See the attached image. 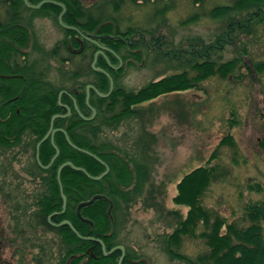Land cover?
Masks as SVG:
<instances>
[{"label": "trees", "instance_id": "trees-1", "mask_svg": "<svg viewBox=\"0 0 264 264\" xmlns=\"http://www.w3.org/2000/svg\"><path fill=\"white\" fill-rule=\"evenodd\" d=\"M28 1L38 5L45 0ZM52 1L65 5V24L84 33L104 36V42L100 41V45L108 44L119 55L121 51L125 52L126 56L122 58L129 62V68H141L139 64L146 60L143 69L152 56L153 67L162 64L166 69H175L179 73L151 81L134 91L121 84L127 69L116 71L107 65L103 57H99L96 67L109 73L113 79L111 92L109 78L91 67L97 48L83 41L85 48L82 52L78 55L74 51L81 44L75 38L78 37L77 32L60 26L58 17L62 12L61 7L47 3L40 10H31L24 0H1L0 159L5 161V167L1 170L4 193L12 196L17 205L26 204L16 201L10 184H6V180L12 178L11 173L16 175L14 179H21L13 164L16 161L22 162L23 158L20 157L25 156L26 162L31 164L26 172L32 178L43 181L38 195L45 197H40L39 202L33 203V207L38 204L34 211L31 212L32 208L29 207L21 210V216H27L23 221L30 226L33 217L35 225L45 226V233L55 234L59 239V243L55 244L45 240V264H53L54 260L55 264L119 262L120 251L104 256L98 243L80 239L67 226L56 227L52 224L63 221L71 222L82 237L102 240L107 251L119 245L125 246L126 258L123 264H147L148 260L137 250L127 246L122 237L133 205L141 202L146 209L159 213L164 210L157 200L152 182L150 153L155 136L140 123L142 120L138 107L162 96L200 89V84L211 77L226 79L245 67L240 56L221 63L214 52H221L234 41L239 42L241 37L248 38L252 35L258 22L264 21V0H233L216 5L208 12L209 19L222 21L225 25L223 34L217 36L214 42L206 44L198 39L195 43L197 45L192 46L188 54L171 48L172 43L166 44L161 40L163 51L157 48L158 56L151 53L142 42L133 47H141V52L132 54L127 51L126 44L120 38L137 32L153 36L154 30H157L155 27L166 25L168 15L175 11V0ZM182 1L190 3L197 10L182 25L198 22L203 17L200 10L207 5V0ZM130 7L136 14L150 13L147 25L143 26L139 17L134 14L125 16ZM45 17H54L58 27L65 33V40L51 50H46L40 44L39 36L33 31V22ZM245 45L248 47V43ZM244 53H248L246 48L240 54ZM107 55L114 61L113 65L119 64L115 56L110 53ZM162 55L163 60L160 59ZM188 55L190 60L186 62L184 58ZM52 62L60 67L53 68ZM66 64L72 70H64ZM252 64L258 72L264 71V62ZM88 85H93L103 95H110L102 98L91 90L90 105L96 110V116L91 121H84L76 112L74 101L85 117L92 116V110L86 103ZM62 91H66L69 96L64 94L61 102L69 106L72 113L69 117L54 121V129L57 130L54 143L60 150V155L49 169L42 170L35 161L36 146L48 133L53 116L67 114V110L58 104ZM131 120L139 122V126L141 124L132 143V136L129 138L127 134V137L122 135L119 139L123 145L116 144L111 134L118 133ZM60 130L67 133L73 145L97 156L105 165L71 147ZM130 132L135 133L133 129ZM223 144L233 146L234 139L229 135ZM218 150L213 153L208 165L218 158ZM55 155L56 151L49 139L40 148V161L48 166ZM67 162L85 169L93 177L103 174L106 166L109 173L103 179L94 181L71 167L64 168L61 183L67 197V207L64 214L54 215L63 210L57 174L59 167ZM207 166L187 174L177 185V195L173 202L178 206L188 207L189 211L183 219L179 214H174L177 219L174 231L162 236L164 251L171 259H178L186 264H264V201L246 204L240 221L229 222L219 213L208 210L202 203V196L212 184L216 169L214 166ZM252 189L262 191L260 186L249 187V190ZM25 195L24 191L17 193L20 197ZM95 196H104L105 199L96 200L92 205L82 208L80 218V204L89 202ZM111 206L113 208L109 214ZM16 211L18 214L19 209ZM37 213L40 215H36ZM14 221L16 225H21L20 218ZM189 237L204 242L205 249L195 257L180 253L184 241ZM53 248L57 252H53Z\"/></svg>", "mask_w": 264, "mask_h": 264}, {"label": "rangeland", "instance_id": "rangeland-1", "mask_svg": "<svg viewBox=\"0 0 264 264\" xmlns=\"http://www.w3.org/2000/svg\"><path fill=\"white\" fill-rule=\"evenodd\" d=\"M231 1L233 0H207V5L200 10L203 17L199 21L182 25L197 10L190 3L175 0L176 9L168 15L166 25L155 27L157 36H163L166 44L172 43L171 48L190 54L192 46L197 45L196 40L201 39L209 44L223 34L225 24L209 19L208 12L216 5ZM1 9L0 7V12ZM145 13L136 14L130 7L125 16L134 14L145 26L150 17V13ZM33 23V31L39 36L40 44L46 50H51L65 40V33L58 27L54 17L36 19ZM258 23L250 37L243 36L239 42L234 41L221 52H214L221 63L240 56L245 67L226 79L220 76L211 77L200 84V89L162 96L138 107L142 120L140 123L155 136L150 153L152 182L157 200L164 210L159 213L146 209L141 202L133 205L122 237L127 246L137 250L150 264H186L178 259H171L166 254L162 236L170 235L174 231L177 225L175 213L183 219L189 211L188 207L178 206L173 202L177 195V185L195 169L206 167L219 146L218 158L207 166H214L216 173L212 184L202 196L203 205L231 222L243 218L246 204L264 201V71L258 72L252 64L264 62V21ZM244 48L248 53L240 54ZM153 54L159 55L158 52ZM162 57L163 55L160 59ZM152 59V56L148 58V64L143 69L127 70L121 79L122 86L137 91L151 81L179 73L175 69H166L162 64L153 67ZM184 59L188 62L189 55ZM170 60L173 62L172 57ZM52 64L53 68L60 67L59 64ZM63 68L72 70L67 64ZM139 127V122L131 120L118 133L111 134V138L116 144L123 145L119 139L122 135L127 137L128 134L129 138L132 136V143ZM130 129L135 133H131ZM229 135L234 139L233 146L223 144ZM20 158H23L20 165L27 160L25 156ZM3 164L5 161L1 158L0 166ZM20 165H15V169L25 178L24 172L20 171ZM0 179L3 180L2 174ZM33 186L26 184L25 188L35 189V185ZM256 186H260L262 191L249 190V187ZM6 204L5 198L0 197V229L7 238L0 253V264H16L12 258L14 247L9 242L12 221L10 208ZM34 210L33 207L31 211ZM45 240L50 244L52 241L54 244L59 243L55 234L45 233ZM204 249L201 239L194 240L189 237L184 241L180 253L195 257ZM55 250L53 248V252H57ZM27 258L33 259L31 255ZM37 261L38 264H43L40 255ZM55 263L54 260L53 264Z\"/></svg>", "mask_w": 264, "mask_h": 264}, {"label": "flooded vegetation", "instance_id": "flooded-vegetation-1", "mask_svg": "<svg viewBox=\"0 0 264 264\" xmlns=\"http://www.w3.org/2000/svg\"><path fill=\"white\" fill-rule=\"evenodd\" d=\"M89 1V0H87ZM95 1H98V0H95ZM95 1H91V2H95ZM43 2V1H42ZM41 3V2H40ZM39 3V4H40ZM38 4V5H39ZM45 5V4H44ZM43 5V6H44ZM42 6V7H43ZM41 7V8H42ZM40 8V9H41ZM40 9H37V10H40ZM31 10H36V9H31ZM63 28V27H62ZM155 31V34L153 36H147L146 34L144 33H140V32H137V34H132L130 36H126V37H123V38H120L122 40V43L125 45L126 44V49L127 51L129 52H132V54H137L138 52H141V47L140 48H133L135 47L137 44H139L140 42L144 43L146 48H149V51L151 53L153 52H157V48L158 50H162L163 51V47H162V43H161V40H163V36L159 35L157 36V31L156 29L154 30ZM76 32V31H75ZM84 33V32H83ZM86 34L89 39H85L83 38L81 35H78V37H75L76 40L78 42H80L81 46L79 49H74V51L76 53H78V55L80 54V52H82V50L85 48L84 46V43L83 41L85 42H88L89 44H92L94 45L97 50H96V53L94 54V59H95V56L97 55L98 52H101L100 54H98L97 56V61L99 59V57H103L105 60H106V63L107 65L116 70V71H120L121 69L125 68V70H130V69H135V68H129V65H128V61H124L122 57H125L126 56V53L121 51V55L119 54H116L115 52H113L112 49H110L108 47V44L107 45H100L99 42L102 41L104 42V36H99V35H96V34H88V33H84ZM109 38H113L111 36H107ZM99 44L101 47H103L104 49H100L97 44ZM153 46H152V45ZM133 48V49H132ZM107 53H110L112 54L113 56H115L118 60H119V64L118 65H113V60L107 55ZM169 54V53H168ZM94 62V61H93ZM93 62H92V65H93ZM143 63L142 64H139L141 67L144 66L145 61H142ZM91 65V67H92ZM97 65V63H96ZM93 69V67H92ZM100 69V68H99ZM94 70V69H93ZM95 71V70H94ZM95 72H98V71H95ZM89 86V85H88ZM87 86V87H88ZM93 86V85H92ZM68 95V94H67ZM69 96V95H68ZM91 97V96H90ZM89 104H90V99H89ZM67 106V105H65ZM88 106V105H87ZM91 106V105H90ZM69 107V106H67ZM89 107V106H88ZM92 107V106H91ZM70 108V107H69ZM75 108V107H74ZM66 109V108H65ZM91 109V108H90ZM67 110V109H66ZM92 110V109H91ZM68 110H67V114H68ZM72 113V111H71ZM66 114V115H67ZM92 114H93V111H92ZM71 114H69L70 116ZM67 116V117H69ZM55 135V134H54ZM45 138V136H44ZM43 138V139H44ZM42 139V140H43ZM41 140V141H42ZM40 141V142H41ZM39 142V143H40ZM38 143V144H39ZM45 143V142H44ZM43 143V144H44ZM37 144V146H38ZM41 144V146L43 145ZM37 146H36V158H35V161L37 163V165L42 169V170H45V166L41 163L40 161V151H39V162L37 161ZM41 148V147H40ZM1 160V159H0ZM40 163V164H39ZM20 165V162H14V167L15 165ZM22 168L20 171L24 172L25 174V178H22L20 177L21 179H14V177L16 175H14V173H11L12 175V178L11 180H6V184H10V187L12 188V192H14V196L18 199H16V201H23L25 202L26 204H16L15 203V200L13 198H11L10 196H6L5 193H4V190H3V181L0 179V197L2 198H5V201H6V207L8 206V208H10V214H11V221H12V226L10 227V239L11 241L10 242V246L11 247H14V253L12 255V258L13 260L15 259V262L16 264H38V261H37V258L38 256L40 255V258L42 259L41 263L45 264V226H40V225H35L36 224V220H33L34 218L32 217L31 219V223L32 225L30 226H27L25 221H23V218L27 217H23L21 216V210L24 208H32L33 209V203H37L39 202V198H43L45 197V195H42V196H39V191L40 189L42 188V183L43 181L41 179H34L32 178L26 171L29 170V168H31V164L30 163H27V162H24L23 164L20 165ZM1 167V166H0ZM5 166L2 165V167L0 168V175L3 174L2 173V169L4 168ZM19 173V172H18ZM22 174L21 172L19 173V175ZM26 184H30L32 185V187H34L33 185H35V189H27L25 188L26 187ZM21 191H24L25 192V197H20V196H17V193L18 192H21ZM7 194V192H6ZM38 207V204L36 205V207H34L35 209H37ZM17 208L19 209L18 211V214H17ZM37 211V210H36ZM32 212V211H31ZM13 215V217H12ZM36 215H40L39 213H37ZM21 220V225H16L15 221L14 220ZM9 239V240H10ZM6 234L4 233V231L0 229V253L2 251V249L5 247L4 245H6ZM4 246V247H3ZM119 246H123V245H119ZM119 246H116V247H119ZM115 247V248H116ZM125 248V246H123ZM113 248V249H115ZM112 249V250H113ZM36 250L37 252L36 253H33V251ZM111 250V251H112ZM107 251V249H106ZM114 251H120L119 249L117 250H114ZM113 251V252H114ZM107 252H110V251H107ZM112 252V253H113ZM103 253V251H102ZM111 253V254H112ZM110 254V255H111ZM31 255V257L33 259H29L27 257H29ZM104 255V254H103ZM109 255V256H110ZM122 257V252H121V256L120 258ZM119 258V260H120ZM125 258H126V248H125ZM124 258V260H125ZM123 260V262H124ZM122 262V264H123ZM119 264V262H118ZM147 264H150L149 261L147 262Z\"/></svg>", "mask_w": 264, "mask_h": 264}, {"label": "water", "instance_id": "water-1", "mask_svg": "<svg viewBox=\"0 0 264 264\" xmlns=\"http://www.w3.org/2000/svg\"><path fill=\"white\" fill-rule=\"evenodd\" d=\"M89 1H95V0H89ZM24 3H25V5H26L28 8H30V9H36V10H37V9H40L44 4H47V3H49V4H54V5H57V6L61 7V8H62V12L60 13V15H59V17H58V22H59L60 26L63 27L64 29H66V30L76 31V32H77L79 35H81L83 38H85V39H89V37H88L86 34H84L80 29H78V28H76V27H73V26H69V25H67V24H65V23L63 22V16L65 15L66 10H67L64 4H62V3H57V2L52 1V0H45V1L41 2L39 5H33V4H31L28 0H24ZM96 44H97V43H96ZM97 46H98L100 49H104V48L101 47L99 44H97ZM100 53H101V52H98L97 55L95 56V59H94V62H93L92 67H93V69H94L95 71L101 72V73H103L104 75H106V76L109 78V80H110V84H111V92H112L114 82H113V79L111 78L110 74L107 73L106 71H104V70L99 69V68L96 67L97 56H98V54H100ZM91 90L95 91V93H96L98 96L102 97V98H106V97H108V96L110 95V94H108V95H103V94H101V93L97 90L96 87H94V86H92V85H89V86L87 87V89H86V103H87V105L89 106V108H91L92 111H93L92 117H90V118L85 117V116L81 113L80 109L78 108V105H77L76 101H74V104H75V105H74L75 110H76V112L78 113V115L81 117V119H83L84 121H91V120H93V119L95 118V116H96V110H95L94 108H92V107L90 106V104H89V99H90V96H91ZM64 94H67V92H66V91H62V92L59 94L58 104H59L61 107L66 108V109L68 110L69 113H68L67 115H55V116H53V118H52V120H51V126H50V129H49L48 133L46 134L45 138H44V139L38 144V146H37V161H38V162H39V151H40L41 144H43V143L46 142L47 140L50 139L51 144H52V146L54 147V149H55V151H56V155L52 158V160L50 161L49 165H48V166H45V170H46V169H49V168L54 164V162H55V160L57 159V157L60 155V150L57 148V146H56L55 143H54V134L57 132V130L54 129V121H55L56 119H58V118H66L67 116H69V114H71V109H70L69 107L63 105L62 102H61V101H62V96H63ZM60 131L65 135L66 140H67L68 144H69L71 147H73L74 149L78 150L79 152H82V153H84V154H86V155H88V156H91V157L94 158L95 160H97V161H99L100 163L104 164V163H103V162H102L97 156L91 154V153L88 152V151H85V150H83V149L77 148V147H76L75 145H73V143L70 141V139H69L67 133H66L64 130H60ZM39 164H40V163H39ZM104 165H105V164H104ZM66 167H71L72 169H74V170H76V171L82 172V173H84V174L86 175V177H88V178H90V179H92V180H94V181H99V180L103 179V178L109 173V168H108L107 166H106V171H105L103 174H101L100 176H98V177H93V176H91V175H90L85 169H83V168H78V167L74 166L71 162H67V163L63 164L62 166H60L59 169H58L57 179H58V183H59V186H60L61 197H62V200H63V210H62L61 212H59V213H55L54 215H61V214H64L65 211H66V207H67V197H66V196L64 195V193H63V186H62V183H61V173H62L63 169L66 168ZM99 199H105V197H104V196H95V197H94L92 200H90L89 202H84V203L80 204V206H79V208H78V215H79V217L81 218V209H82V208H84V207H88V206L92 205L96 200H99ZM112 208H113V206L110 207L109 214L111 213ZM50 218H51V217H49V221H50ZM50 222H51V221H50ZM89 223H91V222H89ZM52 224H53L54 226H56V227L67 226V227H69V228H70V229H71V230H72V231H73V232H74V233H75L80 239H83V240H86V241H92V242L98 243V244L102 247V251H103L104 256H109L114 250H117V249L121 250V252H122V257H121L120 260H119V264H122V262H123V260H124V258H125V248H124L123 246L116 247V248L113 249L112 251L107 252V251H106L105 243H104L102 240H100V239H98V238H94V237H82V236L79 234V232L77 231V229L72 225L71 222H69V221H63V222H61L60 224H54V223H52Z\"/></svg>", "mask_w": 264, "mask_h": 264}]
</instances>
